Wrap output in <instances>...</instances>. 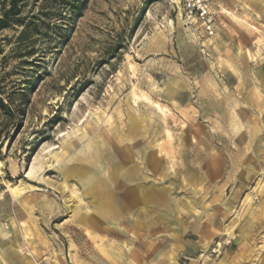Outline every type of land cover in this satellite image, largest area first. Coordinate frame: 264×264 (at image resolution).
<instances>
[{
    "label": "rangeland",
    "instance_id": "rangeland-1",
    "mask_svg": "<svg viewBox=\"0 0 264 264\" xmlns=\"http://www.w3.org/2000/svg\"><path fill=\"white\" fill-rule=\"evenodd\" d=\"M211 9L213 36L183 0L22 2L0 31V264L220 259L262 213L264 0Z\"/></svg>",
    "mask_w": 264,
    "mask_h": 264
},
{
    "label": "crops",
    "instance_id": "crops-1",
    "mask_svg": "<svg viewBox=\"0 0 264 264\" xmlns=\"http://www.w3.org/2000/svg\"><path fill=\"white\" fill-rule=\"evenodd\" d=\"M258 209L262 213L252 216H243L237 221L236 231L232 234L236 237V242L225 249L220 259L200 260L190 264H253V259L257 253L259 241L264 232V201L260 199ZM12 264H21L22 260H27V255H22L15 251Z\"/></svg>",
    "mask_w": 264,
    "mask_h": 264
},
{
    "label": "built area",
    "instance_id": "built-area-1",
    "mask_svg": "<svg viewBox=\"0 0 264 264\" xmlns=\"http://www.w3.org/2000/svg\"><path fill=\"white\" fill-rule=\"evenodd\" d=\"M214 0H183V14L188 26L200 24L202 30L209 36L214 35L215 19L211 9ZM234 237L224 242H217L212 249V253L217 257L221 255L225 246L231 244Z\"/></svg>",
    "mask_w": 264,
    "mask_h": 264
},
{
    "label": "trees",
    "instance_id": "trees-1",
    "mask_svg": "<svg viewBox=\"0 0 264 264\" xmlns=\"http://www.w3.org/2000/svg\"><path fill=\"white\" fill-rule=\"evenodd\" d=\"M10 8L4 11L3 17L0 18V31L9 28L14 23H22L23 20L18 16L21 13V4L25 0H8ZM1 53V47H0ZM0 108H7L6 105L0 100Z\"/></svg>",
    "mask_w": 264,
    "mask_h": 264
},
{
    "label": "bare ground",
    "instance_id": "bare-ground-1",
    "mask_svg": "<svg viewBox=\"0 0 264 264\" xmlns=\"http://www.w3.org/2000/svg\"><path fill=\"white\" fill-rule=\"evenodd\" d=\"M94 128V127H93ZM127 156V155H126ZM129 159V158H128ZM126 161H128L127 159H126ZM35 165H32L31 167H30V170H29V172L27 173V175L28 176H32L33 174H34V170H35V167H34ZM38 167V166H37ZM57 169V168H56ZM36 171V170H35ZM120 174V173H119ZM44 178V177H43ZM119 178V177H118ZM43 180H45V179H43ZM142 190V189H141Z\"/></svg>",
    "mask_w": 264,
    "mask_h": 264
}]
</instances>
